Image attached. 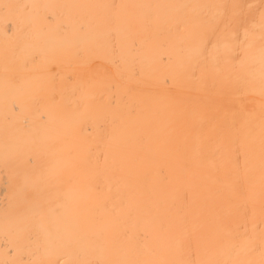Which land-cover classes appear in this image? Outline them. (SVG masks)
<instances>
[{
    "label": "bare ground",
    "instance_id": "6f19581e",
    "mask_svg": "<svg viewBox=\"0 0 264 264\" xmlns=\"http://www.w3.org/2000/svg\"><path fill=\"white\" fill-rule=\"evenodd\" d=\"M0 264H264V0H0Z\"/></svg>",
    "mask_w": 264,
    "mask_h": 264
}]
</instances>
